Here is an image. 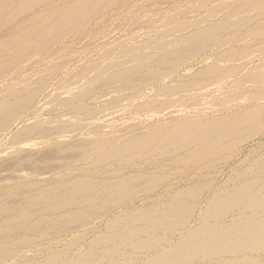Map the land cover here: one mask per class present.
Instances as JSON below:
<instances>
[{
    "label": "bare ground",
    "instance_id": "1",
    "mask_svg": "<svg viewBox=\"0 0 264 264\" xmlns=\"http://www.w3.org/2000/svg\"><path fill=\"white\" fill-rule=\"evenodd\" d=\"M174 1L0 0V264H264V0Z\"/></svg>",
    "mask_w": 264,
    "mask_h": 264
},
{
    "label": "rangeland",
    "instance_id": "2",
    "mask_svg": "<svg viewBox=\"0 0 264 264\" xmlns=\"http://www.w3.org/2000/svg\"><path fill=\"white\" fill-rule=\"evenodd\" d=\"M195 1V2H194ZM211 1V3H213V1L212 0H210ZM216 1V0H215ZM217 1H221V0H217ZM174 2H176V7H178L179 5L181 6V7H183V8H187V7H190V6H192V7H194L192 10H193V14H194V17H197V16H199V15H202L206 10H207V7H200L199 8V6H197L199 9H195V6H194V4L196 5V2L197 3H199L200 2V0H175ZM153 3V2H152ZM152 3L151 4H144V3H142V4H140V7L141 8H134L133 9V11H131V12H127L126 10H125V12H124V14H123V12H121V13H118L117 14V17H118V20L119 21H117L115 24H114V26H112L113 28H125V27H128V26H131V25H135V26H137L138 24H143L144 25V23H145V21H146V15H144V14H147L148 16H152V14H154V13H156V12H158V11H162V9H165V7H171L173 4H172V2L170 1V2H168L167 4H165V5H163L161 8H157V9H153V7H154V5H152ZM180 3V4H179ZM186 3V4H185ZM131 4V3H130ZM154 4V3H153ZM168 5V6H167ZM143 6H144V8H143ZM202 8V9H201ZM141 9H143V10H147V11H141ZM206 9V10H205ZM171 10V9H170ZM204 10V11H203ZM172 11V10H171ZM136 12V13H135ZM142 14H141V13ZM154 12V13H153ZM134 14V15H133ZM137 14V15H136ZM140 14V15H139ZM121 15V16H120ZM142 15V16H141ZM126 16V17H125ZM151 16H150V18L149 19H151ZM135 17V18H134ZM139 17V18H138ZM142 17V18H141ZM146 17V18H145ZM141 18V19H140ZM131 19V20H130ZM124 20V21H123ZM126 20V21H125ZM136 20V21H135ZM141 20V21H140ZM124 22V23H123ZM107 23H108V21H107ZM105 24V30L103 31L105 34H109V32H110V30H111V27L110 26H108V24ZM138 23V24H137ZM124 24V25H123ZM118 26V27H117ZM121 26V27H120ZM110 27V28H109ZM136 28V27H135ZM133 30H134V28H133ZM222 37L223 36H221V39H222ZM253 40V42L257 45V44H259L260 45V43H262L263 42V44H264V41L263 40H259V39H252ZM252 40H250L251 42H252ZM259 40V41H258ZM102 40H100V41H98L97 43H99V42H101ZM73 48V47H72ZM75 48H73V50H74ZM80 49V47H77V49L76 50H79ZM69 51L70 50H72V49H68ZM80 57V55H76V56H73L72 58H67V57H63V58H61V59H58V62H63V61H68V60H70V68H72L74 65H76V63L78 64V58ZM65 58V59H64ZM76 58V59H75ZM80 59V58H79ZM72 60V61H71ZM74 63V64H73ZM58 64V63H57ZM178 72V71H177ZM106 90H109V91H106ZM113 89H104V90H102L101 92H98L97 94L98 95H100V94H106V92H113L112 91ZM112 94V93H111ZM116 94V93H115ZM194 103H192V105H193ZM199 104L200 105H202L200 102H199ZM200 105H198V103L195 105V106H197V107H199ZM188 106V107H187ZM188 108H191V106L189 105V104H187V105H183L182 106V109H184V110H187ZM177 111V110H176ZM176 113H178V112H176ZM120 115L125 119V121L127 120V118H126V116L127 117H129V113L127 112V113H120ZM139 117H141V116H139ZM132 122V121H131ZM263 130V131H262ZM250 143V144H249ZM253 149L255 150L256 149V151H255V153L257 152V154H260V153H264V128L263 129H261V130H259L257 133H256V137L254 138V140L253 141H250V142H248L246 145H244L243 146V150H242V152H243V154L241 155V157H243L244 155L246 156V155H248L249 153H250V151H253ZM258 149V150H257ZM241 152V153H242ZM254 152V151H253ZM253 152H251V153H253ZM226 152L224 151V153H222L221 155H220V157L222 158H225V157H228L229 155H228V152L225 154ZM222 158V159H223ZM240 158V157H239ZM239 158H237V159H233V160H231V164L228 166V167H224V169L222 170V173H220V174H218L217 176H216V178H215V181H216V183H221V182H223L224 180H226V178H227V176H228V174H229V169H230V167H235L236 165H238L240 162H238V159ZM237 160V161H236ZM235 164V165H234ZM220 162L217 164V168L218 167H220ZM75 166L76 167H78L79 166V164H75ZM222 166H224V165H222ZM113 168H115V166L113 167ZM67 168H65V169H63L64 171L66 170ZM112 169V168H111ZM177 169V168H176ZM62 170V171H63ZM103 173H105V172H103ZM100 174L101 176H104L105 174ZM177 182V183H176ZM175 184H176V186H178V185H182L179 181H178V179H177V181H175Z\"/></svg>",
    "mask_w": 264,
    "mask_h": 264
}]
</instances>
